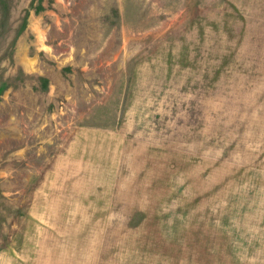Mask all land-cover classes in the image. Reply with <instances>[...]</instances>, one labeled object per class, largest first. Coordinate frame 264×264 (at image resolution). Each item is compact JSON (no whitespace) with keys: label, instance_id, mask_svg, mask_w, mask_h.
<instances>
[{"label":"rangeland","instance_id":"obj_1","mask_svg":"<svg viewBox=\"0 0 264 264\" xmlns=\"http://www.w3.org/2000/svg\"><path fill=\"white\" fill-rule=\"evenodd\" d=\"M0 264H264V0H0Z\"/></svg>","mask_w":264,"mask_h":264}]
</instances>
